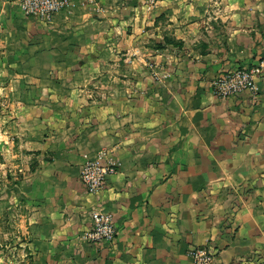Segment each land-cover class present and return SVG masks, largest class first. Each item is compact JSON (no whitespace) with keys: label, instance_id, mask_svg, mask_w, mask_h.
I'll return each instance as SVG.
<instances>
[{"label":"crops","instance_id":"0c3cea01","mask_svg":"<svg viewBox=\"0 0 264 264\" xmlns=\"http://www.w3.org/2000/svg\"><path fill=\"white\" fill-rule=\"evenodd\" d=\"M262 60L264 0H71L51 23L0 0V154L7 177L21 173L19 252L192 264L203 246L215 264H264V92L212 88ZM103 148L117 172L92 193L81 168ZM93 211L112 215L114 241H87Z\"/></svg>","mask_w":264,"mask_h":264},{"label":"built area","instance_id":"2783aa9c","mask_svg":"<svg viewBox=\"0 0 264 264\" xmlns=\"http://www.w3.org/2000/svg\"><path fill=\"white\" fill-rule=\"evenodd\" d=\"M95 2L96 0H85ZM22 12L42 22L51 23L55 16L71 4V0H19ZM264 76V60L256 65L241 66L225 71L212 81L213 93L221 98L249 92L258 97L264 89L260 84ZM117 172V164L111 158L108 149H101L96 157L89 158L83 164L80 179L92 193L101 191L107 185L108 178ZM92 225L85 232L88 242L100 244L112 242L116 237V227L109 213L93 211ZM192 264H215V255L208 247H193L188 252Z\"/></svg>","mask_w":264,"mask_h":264},{"label":"rangeland","instance_id":"374dc122","mask_svg":"<svg viewBox=\"0 0 264 264\" xmlns=\"http://www.w3.org/2000/svg\"><path fill=\"white\" fill-rule=\"evenodd\" d=\"M3 162L4 159L0 154V264H29V256L19 252L21 239L17 236L20 220L17 215L19 208L15 206V203L19 202V197H14L17 195L14 190L17 183L15 177L21 176V173L18 172L17 176L11 174L8 179V173L2 171Z\"/></svg>","mask_w":264,"mask_h":264},{"label":"trees","instance_id":"16d2710c","mask_svg":"<svg viewBox=\"0 0 264 264\" xmlns=\"http://www.w3.org/2000/svg\"><path fill=\"white\" fill-rule=\"evenodd\" d=\"M170 42V40H166V43L168 44ZM163 46L162 45H159L158 48H162Z\"/></svg>","mask_w":264,"mask_h":264}]
</instances>
